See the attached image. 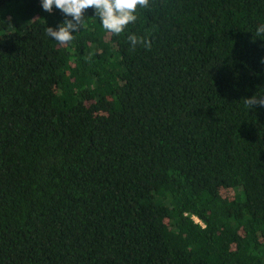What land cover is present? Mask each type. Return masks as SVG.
<instances>
[{
	"label": "trees",
	"instance_id": "trees-1",
	"mask_svg": "<svg viewBox=\"0 0 264 264\" xmlns=\"http://www.w3.org/2000/svg\"><path fill=\"white\" fill-rule=\"evenodd\" d=\"M150 4L0 0V264H264V0Z\"/></svg>",
	"mask_w": 264,
	"mask_h": 264
},
{
	"label": "clouds",
	"instance_id": "clouds-1",
	"mask_svg": "<svg viewBox=\"0 0 264 264\" xmlns=\"http://www.w3.org/2000/svg\"><path fill=\"white\" fill-rule=\"evenodd\" d=\"M150 6V0H42L44 11L52 12L55 7L65 16L71 17L58 29L48 26L46 30L47 35L61 45L70 43L75 38L73 32H78L84 26V13L89 8L95 9V14L100 18L106 32L120 35L130 24L136 23L140 9H148ZM256 35H264V25L257 28ZM127 39L133 50L137 45L151 49V40L143 36L131 34ZM245 104L251 109L257 105L264 106V95L246 98Z\"/></svg>",
	"mask_w": 264,
	"mask_h": 264
}]
</instances>
